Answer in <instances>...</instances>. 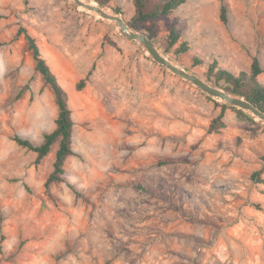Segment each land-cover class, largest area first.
Here are the masks:
<instances>
[{
	"label": "rangeland",
	"instance_id": "1",
	"mask_svg": "<svg viewBox=\"0 0 264 264\" xmlns=\"http://www.w3.org/2000/svg\"><path fill=\"white\" fill-rule=\"evenodd\" d=\"M112 6L128 20L134 14V0ZM153 23L163 53L172 28L181 34L165 54L201 77L215 63L240 74L258 57L264 67V0H187ZM21 27L37 37L60 82L59 73L73 82L61 83L76 124L108 132L81 159L109 168L88 190L71 189L93 233L113 237L111 252L70 234L77 209L45 182L28 181L52 166L51 154L39 171L36 153L13 137L42 143L58 106ZM184 41L189 49L176 53ZM221 102L73 0H0V264H264V121ZM223 111L227 126L209 132Z\"/></svg>",
	"mask_w": 264,
	"mask_h": 264
},
{
	"label": "trees",
	"instance_id": "2",
	"mask_svg": "<svg viewBox=\"0 0 264 264\" xmlns=\"http://www.w3.org/2000/svg\"><path fill=\"white\" fill-rule=\"evenodd\" d=\"M90 1H97L102 7L112 8L116 12L123 13L120 7L112 6V3L115 0ZM186 1L187 0H134L135 9L134 14L129 20L130 25L136 30L146 32L156 43V39L158 38L156 24L153 23L150 25L148 24L149 21H156L162 17L168 16ZM221 18L225 22L228 21V8L226 4L222 5ZM18 34H24L25 40L31 49L33 58L36 62V69L43 75L45 81L52 88L58 106V115L55 120V128L52 131L45 133L42 143L36 144L30 138L18 134L15 135L13 139L19 146L36 153L34 161L36 166H39L52 152L54 144H58L55 151V158L52 163V169L44 183L46 190L50 191L53 182L63 180L66 159L69 155L75 153L72 139L75 123L73 119V109L70 105L69 92L60 82L59 77L48 62L37 37L25 27L19 28ZM180 35L181 34L174 28L168 33L163 46H161L166 54H172L175 52L173 47L179 42ZM110 42L115 44L112 40H110ZM188 49L189 46L186 41L180 42L176 47V53H184ZM262 73H264V67L261 64L260 59L255 57L252 61L249 72L242 71L240 74H235L228 69L219 67L218 64L215 63L211 65L205 72V75L202 76L209 82L224 88L231 94L245 97L264 111V82L260 79ZM84 86L85 79H81L76 85L78 90H82ZM220 105H223L224 108L233 107L222 102ZM233 108L237 110L240 116L254 119L244 110L236 107ZM223 118L224 111L212 121L209 132H219L222 128L226 127L227 122H225ZM262 159L264 160V155L262 156ZM258 174L259 172H256L255 175ZM259 181L262 182L264 180ZM26 188L28 191H31V188L28 185H26Z\"/></svg>",
	"mask_w": 264,
	"mask_h": 264
},
{
	"label": "crops",
	"instance_id": "3",
	"mask_svg": "<svg viewBox=\"0 0 264 264\" xmlns=\"http://www.w3.org/2000/svg\"><path fill=\"white\" fill-rule=\"evenodd\" d=\"M61 82L62 80L69 84L70 86L73 84L72 81H67L66 77L62 74H60ZM64 84V83H63ZM70 96V95H69ZM72 103V98L70 97V104ZM74 127H73V149L74 154H71L67 157L66 163H65V172L63 174V180L62 181H56L51 184V193L55 198L62 199V201L65 204H69L72 209L76 211L77 209V222L78 224L72 225L70 228V234L75 233L78 236H81L84 245L88 248L91 246L96 251H102V252H111L113 251V247H115L117 244L114 242H111V239H113L112 236L109 235L108 232L101 231L98 233H93L90 226L87 225V221L89 222V217L87 214V208L85 206V203L80 202V206L75 209L73 202L76 199V196L71 189V185L75 187H81L84 190H88L90 187H93L97 180L101 179L102 174L106 172V170L109 168V166H86L81 159V156H86L88 153V145L89 144H95L99 145L102 144V138L103 135H108L107 131H104L100 135H95L91 133V131L87 128H83L80 125L76 124V121L74 120ZM100 125V124H98ZM56 126V123H55ZM75 136V137H74ZM74 138H75V144H74ZM84 140V141H83ZM90 140V141H89ZM56 151V150H55ZM55 151L51 154V162L54 161L55 158ZM35 159V158H34ZM46 158L44 159V161ZM43 161V163H44ZM42 163V164H43ZM41 164V165H42ZM70 165V166H69ZM43 169V166H39ZM52 169V166H48V169L43 172V175H41L40 180H38V174L35 175L33 173H30L29 175V182L32 184L35 181L40 182L39 186L43 185V182H45L48 174L50 173ZM117 177H125L121 176V174H118ZM84 200V197L81 201ZM114 218L115 216L112 215ZM75 227V230L73 228Z\"/></svg>",
	"mask_w": 264,
	"mask_h": 264
},
{
	"label": "water",
	"instance_id": "4",
	"mask_svg": "<svg viewBox=\"0 0 264 264\" xmlns=\"http://www.w3.org/2000/svg\"><path fill=\"white\" fill-rule=\"evenodd\" d=\"M73 1L79 7H85L87 9L96 11L98 15L103 19L114 21L123 36L135 43L142 45L156 62L167 68L169 71L184 78L187 81H190L192 84L196 85L203 92L212 96L213 98L243 109L251 113L254 117L264 121V111L257 105H255L245 97L227 92L224 88H221L209 82L197 73L187 70L178 65L161 51V49L156 45V43L146 32L134 29L130 25L129 20L122 13L102 7L97 1ZM88 2H95L96 4H88Z\"/></svg>",
	"mask_w": 264,
	"mask_h": 264
},
{
	"label": "bare ground",
	"instance_id": "5",
	"mask_svg": "<svg viewBox=\"0 0 264 264\" xmlns=\"http://www.w3.org/2000/svg\"><path fill=\"white\" fill-rule=\"evenodd\" d=\"M88 4H96V3H95V2H88ZM81 8L85 9L86 11H89V12H92V13H94V14H97V16H99L98 13H97L96 11H94V10L87 9V8H85V7H81ZM99 17H100V16H99Z\"/></svg>",
	"mask_w": 264,
	"mask_h": 264
}]
</instances>
